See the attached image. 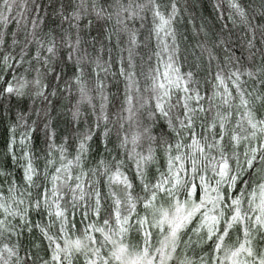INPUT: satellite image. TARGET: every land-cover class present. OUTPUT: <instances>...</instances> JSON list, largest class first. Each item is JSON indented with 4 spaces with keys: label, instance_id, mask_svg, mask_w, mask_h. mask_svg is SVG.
Segmentation results:
<instances>
[{
    "label": "snow or ice",
    "instance_id": "1",
    "mask_svg": "<svg viewBox=\"0 0 264 264\" xmlns=\"http://www.w3.org/2000/svg\"><path fill=\"white\" fill-rule=\"evenodd\" d=\"M36 6V18L26 21L11 16L13 5L17 0H0V28H3L13 19L18 26H25L30 23L32 30L27 33L23 42L22 53L29 44L37 45V60H40L39 51H46L49 56L43 58L45 66L50 64V58L56 56L57 44L55 37H49L45 42L37 34V29L42 22L39 16L40 5L32 0ZM231 8L242 21L246 22L253 29L245 7L241 6L238 0H230ZM72 7L70 14L62 17V23L68 21L70 27L79 28L82 17L95 16L97 20L112 19L115 12L117 23L125 25V20L143 19L141 13L149 11L152 14V32L161 44L160 51L154 53L158 58V66L150 72V84L144 89L149 93L145 98H137L139 108H134L133 97L130 94L133 90L139 91L138 81L133 71L121 70V74L128 81V93L125 96V103L128 113L127 117L120 116L121 120L132 121L140 109H143L154 98V106L146 113L147 118L155 125L157 121H167L168 127L176 133V142L167 143L166 150L169 152L168 171L161 173L155 183L147 180L146 168L153 161L152 148L149 147L148 154L143 155L135 151L141 136L150 142L156 138L151 135V128L145 127L140 134L133 135L131 140L125 135L120 140V147L127 148L131 143L133 149L128 153L130 160H133L136 168V176L141 181L144 197L133 195V182L122 171L124 162L117 161L115 170L100 162L101 168L92 171L95 176L97 172L106 177L110 191L108 198L112 199V213L109 218L104 219L102 225L96 221L85 224L80 235H76L74 219L77 211H81L82 221L88 220L89 211L100 216L102 209V197L100 188L95 181H86L82 169L78 174H73L75 168H81L86 158L90 145L89 141L95 135L92 127L86 129L78 136L76 155L68 159L65 155L66 148L60 145L61 162L55 166V161L46 158L43 170V182L37 184L34 177L41 176L37 167L34 166V155L29 147L32 141V134L36 131L35 121L28 125L26 117L20 115L18 119L25 122V131L21 135L20 145L22 148L21 159L24 160V180L28 188L37 187L40 189L37 198L33 200L32 193L25 191L20 193V198L12 197V203L7 202L0 194V238L5 233L11 238L12 235L19 237L21 231L16 230L9 218L18 219L23 227L31 231L33 226L41 232L48 241L49 258H40V264H73L74 260L83 258V264H195L187 256L184 249L191 244V238L182 240V234L186 235L189 225L195 220V226L190 231L199 238V242H211V254L208 258L201 256L199 264H264V251H257L253 242L259 240L264 242V77L258 76L252 71L243 72L239 67L227 74L223 70L218 71L213 79L211 95L202 91L200 84L193 78V73H181L178 65V46L176 45V33L172 27L176 19V5L171 4V11H162L161 0H144L137 3L136 0H128L122 3L121 0H112L111 3H100V0H68L61 8ZM261 8L264 9V0H261ZM256 10H252L253 17ZM7 13V14H6ZM259 18L264 20V11H261ZM72 21L77 23L73 24ZM93 21L88 19L86 27H92ZM128 33V68L133 67V49L137 46V34L129 30L127 26L122 29ZM264 35V26H261ZM28 37H31L29 39ZM110 38V37H109ZM171 38L172 43L167 42ZM17 41L14 39L13 44ZM69 48L67 59L79 64L82 57L74 54L80 51V37L77 35L73 42L70 38L63 40ZM4 44V34L0 32V45ZM249 47H252L249 41ZM166 54V55H165ZM254 55V54H253ZM3 67L12 68V60L15 59L10 53L0 57ZM231 57L229 61L231 62ZM23 61V55L21 60ZM238 62V58H237ZM160 65L163 71L160 70ZM46 71H53L46 68ZM264 73V68L260 69ZM37 78L28 81L24 77H17L15 74L12 80L0 91V94L23 96V89L29 84L37 89L36 96L47 99L45 93L46 85L40 79V72L37 69ZM80 74L76 76V82L80 84L79 92L81 100L90 102L88 90L83 86ZM247 76L255 85L260 83L261 89L255 87L252 90L244 87L247 81H242ZM57 74L55 79H60ZM0 81L3 77L0 76ZM226 81L231 82L233 89L227 87ZM101 89V99L107 102V96ZM207 101V107H205ZM175 109L182 110L179 116H173ZM39 115V113H37ZM119 115V114H118ZM73 121L80 116L79 107L72 113ZM182 117V118H181ZM197 119H201L199 130L196 126ZM107 121L105 114V103L100 105V115L97 116L96 127L99 121ZM178 125V127H177ZM13 126V133H15ZM49 124H45L47 130L46 139L49 146V157L54 147V132L49 130ZM123 123H121V128ZM105 137L108 135L105 125ZM241 145L243 150L241 151ZM16 137L13 134L9 140L8 151L13 161H17L15 154ZM175 155H172V152ZM18 162V161H17ZM52 169L51 171L49 169ZM211 171L213 180L207 178ZM3 173H0L2 175ZM260 177V182L251 179L252 175ZM245 176L249 179H245ZM187 177V178H185ZM199 177L197 184L196 178ZM120 186L123 198L116 191L111 190L112 186ZM239 185V186H238ZM203 193L198 200L197 189ZM9 193L17 191L15 183L9 185ZM183 191L186 199L180 201L178 194ZM163 194L174 203L170 209L156 207L158 197ZM27 197L25 203L24 197ZM143 204L145 214L136 212L137 204ZM21 205H24L21 207ZM71 208V213H69ZM30 210L37 213H46L50 218L47 225L35 223L29 219ZM55 217V221L51 218ZM58 222L57 234L49 232V228ZM156 229L163 235L160 247H153L151 237L152 230ZM239 230L240 236L238 246L234 249H227L224 246L226 238H230V232ZM135 230L143 236L142 244L133 258H129V245L125 242L128 234ZM95 233L100 234L98 239ZM183 244V248L181 245ZM180 253H183L181 256ZM0 264H32V256L19 254L18 244L3 243L0 247Z\"/></svg>",
    "mask_w": 264,
    "mask_h": 264
},
{
    "label": "trees",
    "instance_id": "2",
    "mask_svg": "<svg viewBox=\"0 0 264 264\" xmlns=\"http://www.w3.org/2000/svg\"><path fill=\"white\" fill-rule=\"evenodd\" d=\"M112 0H107L111 3ZM122 3H128V0H121ZM137 3H142L144 0H136ZM175 3L177 13L176 19L173 21V29L176 33V45L178 46V65L181 73H193V78L198 81L203 92L206 95H211L213 84L216 83L213 79L214 75L223 70L225 74L229 71H234L235 67H239L241 71H252L258 76L264 77V73L260 72L264 68V35H262L261 26H264V20L259 18V14L264 9L261 8V0H238L241 6L245 7L251 20L252 26H256L257 30L253 34V29L246 22L236 15L231 8L230 0H161L162 11L170 12L171 4ZM40 5L39 16L42 17V22L36 30L38 36L45 42L49 37H55L57 44V52L55 57L50 58V64L45 66L43 58L49 54L44 51H39L40 60H37V45L29 44L27 49L22 53L23 42L28 32L32 30V26L28 23L25 26H18L13 19L0 32L4 34V44L0 45V57L9 53L15 57L11 61L13 67H3V61L0 59V76L3 81H0V91L6 86L8 81L12 80L13 74L17 77H24L28 81L37 78V69L40 72V79L46 85L45 93L47 99L36 96V87L29 84L23 89V96L9 95L7 93L0 94V194L7 198L9 204L12 203V197L20 198V193L30 191L32 199L35 200L40 191L37 187L28 188L24 180V172L22 165L24 160L22 156V148L20 145L21 135L25 131V122L20 121L18 117L24 115L28 125H32L35 121L36 131L32 134V141L29 145L34 155V166L37 167L41 176L34 177L37 184L43 182V170L46 164V158H51L55 161V166H59L61 162V153L59 152L60 145L66 148L65 155L68 159H72L76 155L78 146V136L89 127L95 131L92 140L89 141L90 149L83 160L81 168L74 169V175L78 174L81 169L87 173L86 181H95L100 188L102 197V209L100 216L97 218L89 211L88 220L82 221L81 211H77L74 219L76 235H80L85 224L90 221H96L102 225L103 220L109 218L112 213V199L107 197L110 188L107 184L106 177L100 175L99 172L95 176L92 171L103 168L100 162L109 167L111 171L115 170L117 161H123L122 171L133 182V195L144 197L145 193L141 186L140 179L136 176V168L133 160H130L128 153L133 149V145L129 143L127 148L120 147V140L125 135L129 140L136 134H140L145 127L151 128V135L156 139L149 141L141 136L138 141L135 151L143 155L148 154L149 147L152 148L153 161L147 166V180L150 183L160 178L161 173L168 171L169 152L166 150L167 143L176 142V133L172 128L168 127L167 121H157L155 125L147 118L146 113L154 106V98L143 109L137 112V116L132 120H121L119 117H127L125 111L127 104L125 96L128 93V81L121 74V70L133 71L135 79L138 81L139 91L133 90L130 94L133 97L134 108H139L137 98L144 96L147 98L149 93L144 89L150 84V72L158 66V58L154 53L160 51L161 44L158 42L152 32V14L149 11L141 13L143 19L125 20V25L129 30H133L137 34L138 44L133 49V60L131 69L128 68V53L126 49L128 45V33L122 29L125 25L117 23L115 12L112 19L97 20L95 16L82 17L79 22V28L70 27L68 21L62 23V17L72 12V7L62 9V4H67L68 0H36ZM100 3H105V0H100ZM252 10H256L255 16L252 15ZM7 14V13H6ZM36 6L32 0H17V4L13 5L11 16L17 19H25L30 21L36 18ZM93 21L92 27H86V21ZM73 24L77 23L72 21ZM77 35L80 37V51L75 53V56L82 57L80 63H74L73 60L67 59L69 48L65 46L63 40L67 37L73 42ZM110 37V38H109ZM31 39V37H28ZM17 43L13 44V40ZM251 41L252 47H249ZM167 42L172 43L171 38ZM254 54V55H253ZM23 55V61L21 60ZM166 55V54H165ZM231 57V62L229 61ZM238 58V62H237ZM46 68H51L53 71H46ZM83 70L81 81L83 86L88 90V95L91 98L90 102L82 101L79 92L80 84L76 82V76ZM160 70L163 71L162 65ZM57 74L60 79H55ZM242 81H247L244 87L252 90L253 87L261 89V85L253 81L246 75ZM103 85V94L107 96V102L101 99V89L99 85ZM227 87L233 89L231 82L226 81ZM105 103V114L107 121L100 120L99 127H96L97 116L100 115V105ZM207 107V101L204 102ZM79 107L80 116L77 121H73L72 113ZM182 110L175 109L173 116H179ZM39 113V115H37ZM119 114V115H118ZM182 118V117H181ZM121 123L123 127L121 128ZM201 119H197L196 126L199 130ZM49 124V130L54 132V147L49 157V146L46 139L47 130L44 125ZM105 125H107L108 135L105 137ZM15 127V133L12 129ZM178 127V125H177ZM16 137L15 154L17 161H13L9 154L8 146L12 135ZM241 151L243 145H241ZM175 155L173 151L171 153ZM52 170L51 168L49 169ZM187 178V177H185ZM207 178L213 180L211 171L207 173ZM245 179L249 177L245 176ZM251 179L255 182H260V177L253 174ZM199 183V177L195 181ZM15 183L17 191L9 193V185ZM239 186V185H238ZM123 198V192L120 186L113 185L112 189ZM203 193L198 188L196 200ZM187 197L183 191L178 194L177 199L185 200ZM25 203L28 198L25 196ZM174 202L161 194L156 202V207L163 206L164 209H170ZM24 205H21L23 207ZM136 212L140 215L145 214L143 204L138 203ZM71 213V208H69ZM0 218H3L0 216ZM12 225H16V230L22 234L17 237L12 235L11 238L5 233L3 238H0V247L3 243L18 244L19 254L32 256V264H40V258L48 259L49 252L48 241L43 237L39 229L33 226L31 231L23 227L22 222L18 223V219L9 218ZM29 219L35 223L47 225L49 217L46 213H37L36 210H30ZM55 221V217L51 218ZM194 220L189 225L187 234H182V240L191 238V244L184 252L188 257L193 254L199 258L201 256H210L211 242L201 243L199 238L190 233V229L195 226ZM58 222L49 228V232L53 235L57 234ZM159 230H152V243L160 245ZM99 239L100 234L95 233ZM230 238H226L224 246L227 249H233L235 239L241 234L239 230L230 232ZM143 240L141 233L135 230L128 234L126 243L129 245L131 253L139 250V245ZM238 240V239H237ZM238 243V242H237ZM257 251H264V242L258 239L253 242ZM183 248V244L181 245ZM182 256L183 253H180ZM73 264H83V258L73 261Z\"/></svg>",
    "mask_w": 264,
    "mask_h": 264
},
{
    "label": "rangeland",
    "instance_id": "3",
    "mask_svg": "<svg viewBox=\"0 0 264 264\" xmlns=\"http://www.w3.org/2000/svg\"><path fill=\"white\" fill-rule=\"evenodd\" d=\"M190 233H192V232H190ZM194 235H195V234H194ZM159 237H160V239H162V238H163V235L160 234ZM192 237H193V235H192ZM192 237H191V238H192ZM142 241H143V240H141L140 245L142 244ZM237 242H238V240L235 239L234 246L232 247L233 249H234L235 247L238 246V243H237ZM208 243H209V242H208ZM152 244H153V247H154V248H155V247H160L159 243H158V244L152 243ZM140 245H139V246H140ZM136 252H137V251H136ZM136 252H135V253H136ZM135 253H131V250H129V252H128V256H129V258H130V259L133 258ZM192 255H193V256H192ZM189 256H192L191 259H192L193 261H195V264H199L198 257H196V256L194 255V253H193V254H190ZM204 257H205V258H208L209 256H204ZM189 258H190V257H189ZM172 264H175V261H173Z\"/></svg>",
    "mask_w": 264,
    "mask_h": 264
}]
</instances>
